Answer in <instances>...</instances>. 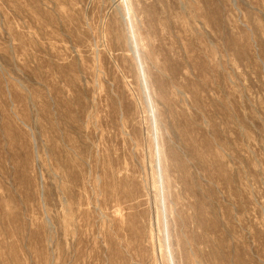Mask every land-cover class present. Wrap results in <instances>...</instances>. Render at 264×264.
Returning <instances> with one entry per match:
<instances>
[{
	"label": "rangeland",
	"instance_id": "obj_1",
	"mask_svg": "<svg viewBox=\"0 0 264 264\" xmlns=\"http://www.w3.org/2000/svg\"><path fill=\"white\" fill-rule=\"evenodd\" d=\"M0 264H264V0H0Z\"/></svg>",
	"mask_w": 264,
	"mask_h": 264
}]
</instances>
